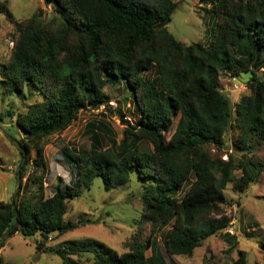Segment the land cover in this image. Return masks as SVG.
Listing matches in <instances>:
<instances>
[{
  "label": "trees",
  "instance_id": "obj_1",
  "mask_svg": "<svg viewBox=\"0 0 264 264\" xmlns=\"http://www.w3.org/2000/svg\"><path fill=\"white\" fill-rule=\"evenodd\" d=\"M41 1L55 12L47 22L35 15L18 22L7 3L0 2V13L14 25L13 44L1 67L4 94L38 96L23 112H8L23 134L17 141L18 182L30 162L34 171L26 182L36 184L37 191L20 200L17 191L11 203L0 201V249L19 234L36 239L37 251L56 255L63 264H166L152 246L154 233L165 228L163 246L169 256L191 257L221 233L233 241L224 232L231 222L225 215V191L231 187L245 193L264 173V161L255 159L264 145V0H200L204 14L215 19V29L208 43L189 45L167 30L177 8L173 0ZM228 74L250 76L249 95L238 103L219 89L220 77ZM117 84L129 93L128 106L138 119L127 123L117 144L105 138V123L87 124V151L77 154L61 146L75 172L72 185L59 178L52 195L45 196L44 149L50 139L81 112L102 108L122 119L106 92ZM231 132L235 138L228 142ZM132 174L140 185L141 222L150 226L148 238L135 234L120 255L97 242L46 247L50 239L94 224L84 215L77 222L63 218L67 202L89 190L96 177L109 191L130 182ZM258 247L264 251V241ZM84 256L91 257L87 263L81 261ZM238 263L246 264L243 253ZM0 264L6 263L0 259Z\"/></svg>",
  "mask_w": 264,
  "mask_h": 264
},
{
  "label": "rangeland",
  "instance_id": "obj_2",
  "mask_svg": "<svg viewBox=\"0 0 264 264\" xmlns=\"http://www.w3.org/2000/svg\"><path fill=\"white\" fill-rule=\"evenodd\" d=\"M0 2L7 3L9 12L18 22L27 20L33 15L42 22H47L55 16L53 6L41 0H0ZM173 2L177 4V8L171 22L166 26L168 32L176 40L187 45L208 43L215 29V19L204 14L203 8L206 5L200 0H173ZM13 26L6 14L0 13V201L5 203H11L17 191L21 192L17 197L18 200L37 191L36 184L26 182L28 175L34 171L30 162L25 167L21 182H18L16 171L19 170L22 161L17 141L22 139L23 134L16 125L14 114L10 116L8 112H23L25 106L36 101L38 96L28 95L23 99L17 95L8 96L4 94L1 84V67L7 60L9 48L14 40ZM249 79L250 76L247 74H239L237 77H232L230 74L222 75L218 86L232 102L238 103L249 95L246 87ZM106 92L111 97L113 111L119 109L124 117L120 119L116 112L113 115L102 112V108L81 112L68 129L53 136L44 149L46 171L42 183L45 196L52 195L59 178L63 184L72 185L75 172L71 162L63 157L61 146L65 145L77 154L87 151L90 145V139L84 133L87 124L99 121L105 123L108 128L105 138L114 139L117 144L125 135L127 123L134 125L138 119L132 107L128 106L131 97L123 84L107 87ZM121 120L126 123L123 124ZM177 120L178 117L172 121L171 130L165 133L166 141L169 140ZM234 135L235 133L231 132L226 140L228 142L233 140ZM103 145L109 147L107 141ZM141 147L152 150L151 145L147 143H141ZM30 155L31 159L36 158L34 150H31ZM221 157L222 160L226 159L224 154ZM255 159L264 161V145L255 152ZM135 177L132 174L130 182L109 191L104 189L102 179L96 177L89 190L82 189L78 198L67 202V211L63 218L64 222H77L84 215V219H90L94 224H88L56 239H50L46 247H57L64 243L97 242L120 255L128 251L126 243L130 242L135 234H140L142 240L148 238L150 226L141 222V191ZM225 194L229 202L225 207V215L231 222L228 230L224 232L230 233L233 241L225 239L221 233L206 240L200 248L194 250L191 257L169 256L163 246L164 235L169 229L165 228L153 235L154 254L162 256L166 264H239L240 253H243L246 264H264V251L258 247L259 243L264 241V173L261 174L258 183L245 193H236L228 187ZM36 243V239H24L16 234L5 241L0 249V259L6 264H63L58 256L42 250L37 251ZM145 255L151 256L150 249L146 250ZM89 258L91 257L84 256L81 261L86 262Z\"/></svg>",
  "mask_w": 264,
  "mask_h": 264
},
{
  "label": "built area",
  "instance_id": "obj_3",
  "mask_svg": "<svg viewBox=\"0 0 264 264\" xmlns=\"http://www.w3.org/2000/svg\"><path fill=\"white\" fill-rule=\"evenodd\" d=\"M110 105L113 104L112 102L109 103Z\"/></svg>",
  "mask_w": 264,
  "mask_h": 264
}]
</instances>
